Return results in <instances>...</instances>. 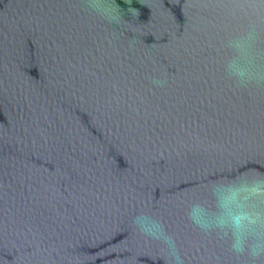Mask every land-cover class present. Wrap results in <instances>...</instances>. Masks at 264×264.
<instances>
[{"label": "water", "instance_id": "1", "mask_svg": "<svg viewBox=\"0 0 264 264\" xmlns=\"http://www.w3.org/2000/svg\"><path fill=\"white\" fill-rule=\"evenodd\" d=\"M264 0H0V264H248L187 218L264 173V82L226 71ZM264 264V258L259 261Z\"/></svg>", "mask_w": 264, "mask_h": 264}, {"label": "clouds", "instance_id": "2", "mask_svg": "<svg viewBox=\"0 0 264 264\" xmlns=\"http://www.w3.org/2000/svg\"><path fill=\"white\" fill-rule=\"evenodd\" d=\"M257 30L250 26L229 42L233 56L226 71L241 85L264 82V69L257 63ZM208 199L192 198L187 218L203 232L215 231L230 238V250L247 257L248 264L264 258V173H240L231 179L212 181L206 186ZM137 235L160 243L165 264H183L174 239L150 215L133 220Z\"/></svg>", "mask_w": 264, "mask_h": 264}]
</instances>
